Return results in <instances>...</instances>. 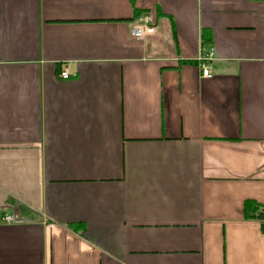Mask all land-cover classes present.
Instances as JSON below:
<instances>
[{
    "label": "crops",
    "instance_id": "1",
    "mask_svg": "<svg viewBox=\"0 0 264 264\" xmlns=\"http://www.w3.org/2000/svg\"><path fill=\"white\" fill-rule=\"evenodd\" d=\"M246 199L264 0H0V264H264Z\"/></svg>",
    "mask_w": 264,
    "mask_h": 264
},
{
    "label": "built area",
    "instance_id": "2",
    "mask_svg": "<svg viewBox=\"0 0 264 264\" xmlns=\"http://www.w3.org/2000/svg\"><path fill=\"white\" fill-rule=\"evenodd\" d=\"M155 31V24L152 22V18L147 14H140L138 17L134 19V23L131 27V36L135 39H139L144 35L152 34ZM213 56V49L209 48L207 54L202 58V63L200 66L201 74L203 77H210V70L207 64L204 63V60H209ZM70 75L67 70L63 69L60 71L61 78H68ZM5 219L10 222L13 221L14 218L12 216H7Z\"/></svg>",
    "mask_w": 264,
    "mask_h": 264
},
{
    "label": "trees",
    "instance_id": "3",
    "mask_svg": "<svg viewBox=\"0 0 264 264\" xmlns=\"http://www.w3.org/2000/svg\"><path fill=\"white\" fill-rule=\"evenodd\" d=\"M135 14L138 15L137 12ZM202 39L205 40L203 36ZM242 215L245 219H257L261 230L264 231V202L246 199L242 204Z\"/></svg>",
    "mask_w": 264,
    "mask_h": 264
}]
</instances>
